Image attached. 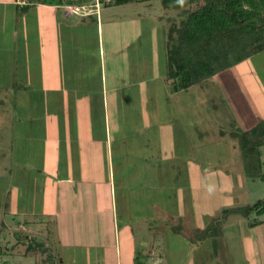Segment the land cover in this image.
<instances>
[{"label":"crops","instance_id":"1","mask_svg":"<svg viewBox=\"0 0 264 264\" xmlns=\"http://www.w3.org/2000/svg\"><path fill=\"white\" fill-rule=\"evenodd\" d=\"M90 1L34 0L19 8L0 0V124H10L6 135L20 139V146L12 142L15 151L34 154L22 177L0 174V220H34V236L48 251L39 255L42 262L56 254L60 264H91L93 252L92 264H134L136 247L124 243L118 221L125 218L131 234L133 211L145 213V202L126 198L117 210L111 172L150 170L140 156L153 154L146 149L150 132L156 124L166 130L183 89L166 75L169 9L152 14L142 9L151 6H109L128 0L73 10ZM148 232L144 256L156 259L161 252L151 251L162 233ZM202 244L210 247L198 243L195 250Z\"/></svg>","mask_w":264,"mask_h":264},{"label":"rangeland","instance_id":"2","mask_svg":"<svg viewBox=\"0 0 264 264\" xmlns=\"http://www.w3.org/2000/svg\"><path fill=\"white\" fill-rule=\"evenodd\" d=\"M109 6H118L121 11L133 6H151L142 9L158 14L162 2L152 0L151 5H146L130 0ZM179 13L180 9H169L167 14L175 16L178 22ZM142 25L150 26V22L144 20ZM32 85L34 90V81ZM173 99L174 108L170 109L166 130L162 128L165 125L156 124L150 132L152 145L146 149L153 154L140 156L148 161L141 167L150 170L111 172L116 184L117 210L123 206L120 200L126 198L145 202V213L133 211L136 225L131 234L121 223L125 218H119V234L127 246L128 239L136 247L134 255L139 254V261H146L145 264H264V213L231 214L220 236L206 237L202 242L195 237L222 209L252 205L264 197V181L244 174L241 150L237 140L228 134L232 129L244 130L259 121L264 123V50L183 89ZM150 109L153 111L155 107L152 105ZM15 113L18 114L14 110L7 116ZM9 128L8 123L0 124V174L9 170V176L18 178L22 177L23 168H32L34 154H19V150H14L12 142L18 146L21 142L6 135ZM219 128L225 134L221 135ZM261 149L264 171V146ZM132 184L141 189L136 191ZM144 190L149 201L141 198ZM253 222L255 225H251ZM33 224L34 220H0V264H60L56 254L51 261H40L39 255L45 256L48 251L34 236ZM148 230L162 233L157 236L158 250L151 251L152 256L161 252L156 259L144 256L148 241L142 236L146 238ZM198 243H209L210 247L202 244L195 250ZM93 255L91 252L90 258L95 262L97 256Z\"/></svg>","mask_w":264,"mask_h":264},{"label":"trees","instance_id":"3","mask_svg":"<svg viewBox=\"0 0 264 264\" xmlns=\"http://www.w3.org/2000/svg\"><path fill=\"white\" fill-rule=\"evenodd\" d=\"M33 1L23 5L14 3L19 8H30ZM127 1L111 0L108 4ZM160 1L164 8L180 9L178 22L175 16H170L166 28V75L178 90L187 89L264 50V0ZM219 133L223 135L225 130L219 128ZM228 134L237 140L244 174L264 181L261 160L264 123L259 121L244 130L232 129ZM253 211L264 213V197L252 205L222 209L219 216L212 217L195 233V237L202 242L206 237L220 236L229 215L247 216ZM134 264H143L139 254L135 255Z\"/></svg>","mask_w":264,"mask_h":264},{"label":"built area","instance_id":"4","mask_svg":"<svg viewBox=\"0 0 264 264\" xmlns=\"http://www.w3.org/2000/svg\"><path fill=\"white\" fill-rule=\"evenodd\" d=\"M111 0H91L90 3H83L81 5H73L74 8L73 10L74 11H77L79 9L78 6H81V7H84V6H103L104 4H107L108 2H110ZM14 2L16 4H19V5H23V4H26L29 2V0H14ZM87 9L86 13H88V9L89 8H85ZM94 9V8H93Z\"/></svg>","mask_w":264,"mask_h":264}]
</instances>
